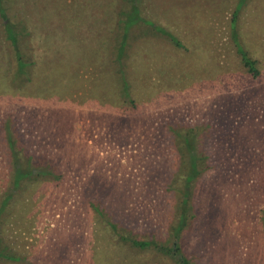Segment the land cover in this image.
Masks as SVG:
<instances>
[{
  "label": "rangeland",
  "instance_id": "rangeland-1",
  "mask_svg": "<svg viewBox=\"0 0 264 264\" xmlns=\"http://www.w3.org/2000/svg\"><path fill=\"white\" fill-rule=\"evenodd\" d=\"M135 1L1 0L0 264H173L181 191L192 264H264V0Z\"/></svg>",
  "mask_w": 264,
  "mask_h": 264
},
{
  "label": "trees",
  "instance_id": "trees-1",
  "mask_svg": "<svg viewBox=\"0 0 264 264\" xmlns=\"http://www.w3.org/2000/svg\"><path fill=\"white\" fill-rule=\"evenodd\" d=\"M125 2V6L126 8L123 10V15L121 16L122 20V24H123V30H122V34H125L128 27L130 26V24L135 21V16H136V1L135 0H123ZM0 4H1V0H0ZM4 12L3 8L0 7V14L2 15ZM128 12L127 14H129L128 19H125L124 14ZM127 16V15H126ZM229 27H230V33H231V40L232 43L235 47V51L237 52L240 62L241 64L245 67V69L250 73L251 76H256L258 74V68L255 65L256 60L252 57H250L246 51L239 46V42L237 39V34L235 31V23L233 20V17H231L230 19V23H229ZM14 35V34H13ZM170 39H172V37H170ZM173 42L177 45L178 41L177 39H173ZM17 60H20V57L18 55ZM5 134H6V144L9 147V150H7V153L9 154L8 151H10V163L12 166V170L11 167L9 168V183L11 184L10 188H4L3 190V196L0 199V213L2 210H4V205L7 202V199L10 197L11 195V191H12V187H16L19 185V178H23L26 177L27 175H29L28 173L31 171L29 168H24L23 165H18V158L16 155L17 150H15L13 148V140L10 137V133L5 130ZM182 141H183V137ZM180 141V138L178 139ZM187 149V147H186ZM188 150V149H187ZM189 155V159L191 160V163L187 164V171L186 174H184V176L187 175V177L191 176L194 177L196 176V174H198V172L201 170V168H199V165L196 164V162L198 163L201 159H204V157H207V154L204 152H188ZM30 158V157H28ZM205 166V165H204ZM203 166V168H204ZM10 171H11V176H10ZM36 175L38 176L39 174L36 173ZM53 175V173H52ZM59 175V173H58ZM40 176V175H39ZM45 176V174H44ZM43 176V177H44ZM57 176V174L55 175ZM175 189H178L177 186H175ZM174 190V189H173ZM181 191V190H180ZM187 198H188V194L187 193H183L181 191V196L179 198L180 204L176 203V218L174 223H171L172 227H171V235L169 236L168 239V243L166 241V239L164 241H154L153 243V247L161 252L164 255H167L168 257H170L171 261L173 264H192L190 262V260L185 257L181 252V243H180V235H181V230L184 228L185 224H186V219H188L187 217V213L189 212L188 208L185 209V205L187 206ZM180 205V206H179ZM182 206H183V210H182ZM178 208L180 210L181 213V217L180 219L178 218ZM192 215V214H191ZM176 224V225H174ZM175 226V227H174ZM174 227V228H173ZM130 242H132L133 244L138 243V240L136 239H130ZM3 246H6L2 241H1V237H0V255H3V258H15L16 254L14 253V251H10V252H4L5 249L8 248H4ZM14 253V254H13Z\"/></svg>",
  "mask_w": 264,
  "mask_h": 264
}]
</instances>
